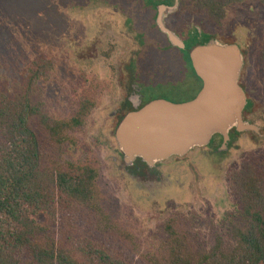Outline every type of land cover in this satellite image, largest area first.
I'll list each match as a JSON object with an SVG mask.
<instances>
[{"label": "rangeland", "instance_id": "1", "mask_svg": "<svg viewBox=\"0 0 264 264\" xmlns=\"http://www.w3.org/2000/svg\"><path fill=\"white\" fill-rule=\"evenodd\" d=\"M110 1L117 2L0 0V91L16 96L28 66L45 56L55 62L49 79L40 82L38 96L48 115L68 119L82 98L93 99L85 125L70 134L74 143L64 147L61 159L77 163L89 150L95 153L103 204L134 234L137 255H155L172 220L185 226L204 249L211 248L218 237L228 243L227 227L232 214L240 210L229 175L247 161L264 157V2L231 5L223 17L216 10L215 19L202 8V0H179L165 16L173 14L168 25L164 18L166 28L176 35L198 31L239 46L243 57L239 85L249 104L243 118L260 133L233 129L223 155L196 148L174 157L179 159L139 167L142 175L132 176L135 168L124 170L115 138L123 114L115 111L129 96V80H136L141 88L142 97L131 98L136 105L138 98L140 104L154 98L185 102L194 97L200 82L186 54L168 48L167 35L156 23L159 6L136 0L127 14ZM120 1L123 6L134 0ZM144 3L149 7L143 10ZM132 166L125 162V168ZM155 169L156 173L147 174Z\"/></svg>", "mask_w": 264, "mask_h": 264}, {"label": "trees", "instance_id": "2", "mask_svg": "<svg viewBox=\"0 0 264 264\" xmlns=\"http://www.w3.org/2000/svg\"><path fill=\"white\" fill-rule=\"evenodd\" d=\"M243 1L200 3L216 19V10L223 17L227 7ZM110 3L127 14L136 6V0L123 6L120 0ZM143 5V10L149 7ZM189 51L184 53L200 82L197 93L202 81ZM54 69L55 62L42 56L26 69L16 96L0 91V264H264V157L247 161L229 175L240 210L227 227L228 243L218 237L204 249L185 226L172 220L158 252L137 255L134 234L103 204L95 153L89 150L77 163L62 162L64 147L74 143L70 134L85 125L94 103L82 98L68 119L48 115L38 96L40 82ZM156 99L161 98L151 101ZM220 138L214 136L213 142L218 145ZM137 160V166L147 167Z\"/></svg>", "mask_w": 264, "mask_h": 264}, {"label": "water", "instance_id": "3", "mask_svg": "<svg viewBox=\"0 0 264 264\" xmlns=\"http://www.w3.org/2000/svg\"><path fill=\"white\" fill-rule=\"evenodd\" d=\"M173 8L159 6L156 23L173 47L185 48L182 40L166 28L164 18ZM192 67L202 81L197 96L176 103L153 100L143 107L134 106L119 122L115 138L128 165L139 158L149 167L173 157H183L196 148L210 144L214 136L230 140V131L260 133L245 121L247 99L239 85L243 57L236 44L216 39L194 47L189 52Z\"/></svg>", "mask_w": 264, "mask_h": 264}, {"label": "flooded vegetation", "instance_id": "4", "mask_svg": "<svg viewBox=\"0 0 264 264\" xmlns=\"http://www.w3.org/2000/svg\"><path fill=\"white\" fill-rule=\"evenodd\" d=\"M177 1L179 0H150L151 2V7H154V8H157L158 6H173ZM172 15H167V17L165 18V21H166V24L168 25V19L171 20L172 19ZM157 16V15H156ZM181 24L184 25V22H180ZM179 32V33H178ZM177 32V35L178 37L181 38L182 42L184 43V46L185 48L181 49V48H178V47H173L167 40V45H168V48L170 49H176L182 53H184L186 50H192L194 47L198 46V45H201L203 44L204 42H206L208 39V36L209 35H206V34H201L199 33L198 31H190L189 34H186V35H183L182 33H180V31ZM166 50V49H164ZM189 51V52H190ZM134 72V71H133ZM135 73V72H134ZM134 88L136 91H134ZM128 91H129V96L124 100L122 101L121 105H120V108L115 111L117 114L120 113V112H123V114L121 115L124 116L126 115L128 112H131V111H134V106H139V108L142 107L143 103L140 104V99L138 98L137 99V102L138 104L136 105L135 101L134 100H131V98H133L134 96L138 97V96H141L142 95L140 94V91H141V88H139L138 84L136 83V80H129V87H128ZM199 92L196 93V96ZM119 111V112H118ZM230 137H232V134H230ZM214 139V137H213ZM213 139L211 140L210 144L204 148H199V149H196V150H199L200 152H205L206 153V150H207V153L206 154H215V153H218L217 155H223V153H225V150L229 149L230 147V142L227 143V146H226V149L224 148L225 145H223L224 141H223V138H220V142L218 143V145L213 142ZM219 141V140H218ZM119 156L121 157L120 161L122 163V166L124 167V170L129 172L132 168L134 169L135 168V171L131 172L130 174L132 176H141L142 175V172L144 171L143 169L141 170V172L139 173V167H143V166H140L138 165L137 166V161L136 160L133 164L132 167H127L125 168V162H124V155L119 151ZM175 159H179V158H171V159H168L166 161H163V163L165 162H168L170 160H175ZM162 164V163H161ZM160 165V164H159ZM158 165V166H159ZM160 167V166H159ZM152 173H156V169L154 171H147V174H152Z\"/></svg>", "mask_w": 264, "mask_h": 264}]
</instances>
